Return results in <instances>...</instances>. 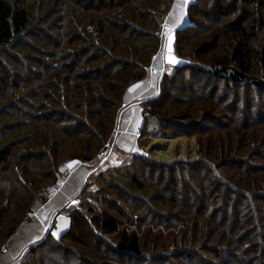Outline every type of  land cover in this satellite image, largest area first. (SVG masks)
Here are the masks:
<instances>
[{"label": "trees", "instance_id": "obj_1", "mask_svg": "<svg viewBox=\"0 0 264 264\" xmlns=\"http://www.w3.org/2000/svg\"><path fill=\"white\" fill-rule=\"evenodd\" d=\"M173 2L53 0L51 12L40 21L34 17L38 22L32 24L33 8L0 0V253L20 225L30 221L36 200L62 178L61 166L69 156L65 143L87 139L83 155L72 159L91 162L111 140L113 132L102 133L107 113L115 127L126 92L146 78L160 52ZM187 13L188 25L173 34L181 63L164 72L159 97L142 103L141 136L159 121H170L158 110L166 95L192 107L197 120L218 118L225 101L235 97L216 98L217 86L245 89L248 105L257 102L256 89L264 91V74L256 71V64L264 69V41L263 46L252 42L264 30V0H195ZM44 25L48 28H40ZM13 78L15 89L22 83L27 87L19 91L20 98L2 105ZM188 78L190 91L184 87ZM201 78L198 88L193 81ZM209 87L214 90L206 93ZM186 93L188 102H182ZM213 101L217 105L203 108ZM139 163L162 166L165 174L154 179L156 168L149 166L152 177L146 184ZM197 164L137 154L125 164L127 172L116 162L108 173L102 169L92 178L97 190L80 194L69 230L59 238L51 232L30 246L23 263L36 258V264H201L197 255H205L198 249L211 246L200 236L202 226L212 220L234 235L226 246H211L214 258L223 264H264V227L257 220L264 207V182L256 187L259 192L239 196L244 211L231 225L228 216L217 222L207 217V208H230L236 193L216 178L209 186L215 190L208 191L206 174L175 170ZM154 186L161 190L149 193Z\"/></svg>", "mask_w": 264, "mask_h": 264}, {"label": "rangeland", "instance_id": "obj_2", "mask_svg": "<svg viewBox=\"0 0 264 264\" xmlns=\"http://www.w3.org/2000/svg\"><path fill=\"white\" fill-rule=\"evenodd\" d=\"M15 1L16 5H18L19 3L22 7L29 9L31 7L33 8V11L36 12L35 14L33 13L32 24L38 22L34 21V17H37L40 21V19L46 16L44 15V13L50 8L51 3L53 2V0ZM175 1L176 0H174L173 5ZM194 1L195 0H188V3L183 6L182 18L186 17L185 21H187L185 23V26H187L189 23L187 10L190 4ZM171 11L172 10H170V12ZM168 15L166 16L165 21ZM164 24L165 22L163 23V26ZM46 26L47 25H44L40 28H48ZM170 28L172 27L164 26V32L162 34L164 42L162 43V47L160 49L161 53L159 52V54H162V52L165 51L163 57L167 62H169V55L174 57L176 61L179 62L178 65H175L174 63V65L171 66L172 68H170V70L174 71L175 68L178 67L181 63V60L178 59L175 52L172 51V45H170L171 52L169 53V39L166 40V38L172 36L177 30L173 27V32L170 35L165 36V29L169 30ZM29 35L33 36L31 34ZM260 37V40L252 41L254 44H256V46H260V44L262 45L261 42L262 40L264 41V30L262 31V35ZM195 42L196 40L192 42V44H195ZM167 69L169 70L168 66ZM256 69L257 73L261 77H263V67L261 68L259 64H256ZM14 80L15 78H13V82ZM190 82L191 78H188V81L184 86L188 91H190V87L188 86ZM203 82L204 81L201 78L196 82L193 81V84L199 88L202 87ZM15 85L16 84L14 82L12 87H10L8 91H6V99L3 97L4 101L2 105L7 104L10 100H14L15 97L17 98L19 96L20 98L21 94H19V91L24 90V88L27 87L22 83V87L20 85V87L18 86L17 89H15ZM217 88L218 91H216L217 89L215 90L217 94L216 98L221 99L222 97L226 99L228 96H230V93L232 95H235V97L232 96V98H229L227 101H225V109L222 111V113L215 112L218 118L210 115V117L200 116L197 120H195L192 107L184 103H180L179 100H173L169 95H166L162 100L161 106L158 107V110L160 111L163 119H170V121H166V123L164 124L159 121V126L154 131L144 136H141V131L144 125V113H142L141 123L138 124L136 128H129L131 132L128 129L122 128L121 130L119 127L121 117L126 113V108L125 110H123L124 104L123 108L120 109L117 115V119L115 120V127L113 124V120L110 119V115L109 113H107V118L105 119V128L102 130V133L103 131L105 133L113 132L110 138L111 140L106 142V145L97 152L96 157H94L95 159L93 161L84 162L81 159H72L74 155H83L85 149L84 147L90 144L87 139L84 138L74 142L65 143V155L68 154L69 156L65 158L66 160L63 162L62 166L69 164L70 162L79 161L80 163L76 171L78 170L80 172H83L81 176H76L73 178L75 187H77L73 188L72 191L70 190L69 196H67V192L62 193L64 188L67 186L68 178L72 176L73 173L71 175L70 173L64 176L61 175L62 178H59L55 182V184L46 189L47 194L44 197L46 199H44L43 197H39L36 201L39 204H46L50 202L52 197L56 194V197L61 196L57 198V202H60V198L67 196L65 199L66 201L62 206H59L60 209L58 208L57 212H59V214H66L68 220L70 221V214L74 209L78 207L80 194L84 190H89L91 192H95L97 190V183L96 186L92 184V178L95 174H98L102 169L105 170V173H108L111 165L113 163L115 164V162L120 164L119 166L122 167V170H126L127 163L130 162L135 155L145 154L146 156L151 155L154 158L164 160L169 163H176L178 161H184L188 164L198 163L196 167L189 165L188 167L183 166L181 169L175 170H178L176 172H179V170L184 169L189 172L194 171V173L198 172V174H206L210 181L216 178L220 182L231 187L233 192L236 193V197L230 204V208H224L222 210L221 207H215L214 205L209 209L207 208V217L212 216L214 217V219L218 218L217 222H219L224 218V216H228V222L231 225L238 211L240 210L241 214L244 211L243 206L245 205V200L241 199L239 196L242 195L245 197H250L249 194H251L252 192H259V189L256 190V187L258 188L259 182H261V180L264 182V148H262L264 147V124L262 122L264 121V98L260 99V96L264 97V91L256 89L255 92H257L258 95L256 96V98H254V100L257 102L248 105L249 102H247L246 100L249 93L247 91L244 92L245 89H232L230 86H217ZM213 90V88L209 87L206 93ZM10 92L13 94L12 97H7L9 96ZM250 93H252V91ZM126 94H128V92H126ZM126 94L124 96V100L127 97ZM159 95L160 92L158 88V93L155 94V98L159 97ZM187 97L188 93L185 94L184 101L182 102H188ZM16 100L14 102H17ZM21 101L22 100L20 99V102ZM211 104L217 105V103L213 101V103H206L205 107L203 108H212ZM126 136L128 138H126ZM127 140H130V142L128 141L129 143H126ZM97 143L98 141L94 142L90 149L92 150L93 148H96L98 146ZM112 156L114 158H112ZM139 164L144 166L143 175L145 176L142 178H145L144 183L148 184V176H150L149 174L151 172L149 166H152L145 163ZM152 168L153 171L156 168V176L154 179H158V177L161 178V175L163 173L165 174L162 166H154ZM89 169H95L97 172L95 171L93 174L90 173V175H88V173L90 172ZM167 170L168 171H166V175H170V169L167 168ZM76 171H74V173ZM122 177L125 178L124 174L122 175ZM114 178L118 179L116 177H113V179ZM210 181L208 180V182H206V189L213 192V190L215 189H213V187H209L212 185V181ZM99 183L101 182L98 181V184ZM161 186H154V189H148V192L152 193L155 190H161ZM51 189H54L53 192H51ZM261 209L262 210L259 212V214H257V220L259 225H263L264 227V207H261ZM203 223L204 225L202 226V232L200 236H203L202 239L205 242L208 241L211 246H213L214 243L220 242H224V245L226 246L230 240L234 239V235L231 233L229 234L228 229L223 228L220 223L218 224L212 222V220L210 222L206 220ZM69 228L67 230H69ZM67 230L65 232H67ZM48 231H50V233L52 232V226L48 228ZM255 242H257V239L255 240ZM211 246L207 247L206 249H198V253L203 254V256L205 255L204 258L201 257L202 259L200 258V255H197L200 258H198V260L201 264L204 262L205 264H207L208 262H213L214 264H223V261L218 258H214L213 255H211V252L213 250ZM245 248L246 247H244L243 249ZM43 252H46V250H44ZM60 254L64 253L61 252ZM223 254L225 253L223 252ZM225 256L227 255H224V258ZM37 261L38 259L34 258L32 264H36ZM94 263L95 262L93 261V264Z\"/></svg>", "mask_w": 264, "mask_h": 264}, {"label": "crops", "instance_id": "obj_3", "mask_svg": "<svg viewBox=\"0 0 264 264\" xmlns=\"http://www.w3.org/2000/svg\"><path fill=\"white\" fill-rule=\"evenodd\" d=\"M169 13L164 26L174 27L176 29L182 28L185 26V18H182L181 12L177 6V0L175 1L172 9ZM173 36V35H172ZM169 36V37H172ZM169 37L166 38L169 39ZM172 51H174L173 46V37L171 38ZM161 53V52H160ZM165 51L162 54H159L155 57L153 65L148 70V74L143 81L137 82L128 89L127 97L124 100V109L126 108V113L121 117L119 122V127L122 130L129 128H136L138 124L142 121V103L150 99L155 98V94L158 93V88L160 87V81L163 77V74L167 69V66L172 68L174 65L172 62H167L164 56ZM179 59V58H178ZM180 61V60H179ZM179 62H175V65H178ZM149 79V80H148ZM135 85H139L138 88H134ZM130 89H133L130 91ZM123 119V120H122ZM131 132V130H129ZM125 136V135H123ZM126 138H128L126 136ZM123 139V138H122ZM130 140H127L126 143H129ZM78 163H72L63 165L61 168L62 175L72 176L68 178L67 186L64 188L62 193L67 192L69 196L70 190L72 191L75 187V182L73 180L76 176H81L83 172L76 171L79 165ZM72 165L69 167V165ZM90 173H94L95 169H89ZM74 171H76L74 173ZM60 198V202H57L56 194L52 197L51 201L43 204L38 203L37 201L33 205V212L30 217V221L23 223L17 229L16 233L8 240L6 246L0 253V264H24L23 256L28 248L42 238H44L48 232V228L52 226V233H55V237L59 238L68 228L70 221L66 214H59L57 212L59 206H62L66 201V197Z\"/></svg>", "mask_w": 264, "mask_h": 264}, {"label": "snow or ice", "instance_id": "obj_4", "mask_svg": "<svg viewBox=\"0 0 264 264\" xmlns=\"http://www.w3.org/2000/svg\"><path fill=\"white\" fill-rule=\"evenodd\" d=\"M188 3V0H177V6H178V8H179V10H180V12H181V16L183 15V6L185 5V4H187ZM170 45H171V37H169V53L171 52V47H170ZM168 59H169V61L170 62H172V63H175V62H177L176 61V59L174 58V57H172L171 55H169V57H168ZM139 87V85H135L134 86V88H138ZM133 89H130V91H132ZM72 163H78V162H72ZM72 165L70 164L69 165V167H71ZM54 235H55V233H53Z\"/></svg>", "mask_w": 264, "mask_h": 264}, {"label": "built area", "instance_id": "obj_5", "mask_svg": "<svg viewBox=\"0 0 264 264\" xmlns=\"http://www.w3.org/2000/svg\"><path fill=\"white\" fill-rule=\"evenodd\" d=\"M173 30H174V28H173V27H172V28H170L169 30H168V29H165V31H166V32L164 33V34H165V36H166V35H170V34L173 32ZM53 190H54V189H51V192H53ZM44 194L46 195V194H47V192H45Z\"/></svg>", "mask_w": 264, "mask_h": 264}, {"label": "water", "instance_id": "obj_6", "mask_svg": "<svg viewBox=\"0 0 264 264\" xmlns=\"http://www.w3.org/2000/svg\"><path fill=\"white\" fill-rule=\"evenodd\" d=\"M49 233H50V231H48L47 235H48ZM47 235H46V236H47Z\"/></svg>", "mask_w": 264, "mask_h": 264}]
</instances>
